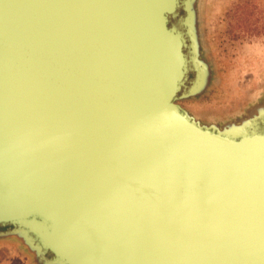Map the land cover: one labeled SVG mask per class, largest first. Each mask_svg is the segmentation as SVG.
Wrapping results in <instances>:
<instances>
[{
	"label": "water",
	"instance_id": "1",
	"mask_svg": "<svg viewBox=\"0 0 264 264\" xmlns=\"http://www.w3.org/2000/svg\"><path fill=\"white\" fill-rule=\"evenodd\" d=\"M208 1L0 0L1 260L264 264V80L183 101L229 85Z\"/></svg>",
	"mask_w": 264,
	"mask_h": 264
},
{
	"label": "rangeland",
	"instance_id": "2",
	"mask_svg": "<svg viewBox=\"0 0 264 264\" xmlns=\"http://www.w3.org/2000/svg\"><path fill=\"white\" fill-rule=\"evenodd\" d=\"M209 8L202 10V19L206 22L208 16V9L211 12L216 39L215 42L218 52V64L220 69L218 72L221 76L227 78L229 85L219 87L218 83L214 84L211 94L206 95L201 100L185 101L186 109L197 119L200 120H214L220 106L226 104L227 101L231 103L232 107L226 112H222L225 116L236 115L245 107L244 104L235 107L232 104L234 100L239 97V90L236 86L241 83L242 95L248 94V90H255V84L252 79L264 80V75L260 74L264 70V0H210L208 1ZM213 5V6H212ZM244 7V13H236V8ZM213 7V8H212ZM210 15V14H209ZM209 18V17H208ZM214 44V43H213ZM207 50L213 51V45L205 44ZM254 74V78H253ZM259 74V75H258ZM264 74V72H263ZM227 81V80H226ZM246 84V85H245ZM232 87L234 92L225 93V88ZM260 90V89H259ZM229 91V89H226ZM264 89L260 90L263 94ZM263 92V93H262ZM225 94L228 96L226 97ZM255 96L256 94L253 93ZM260 94V95H261ZM223 97V100L221 101ZM225 99H227L225 101ZM250 96L249 100H252ZM242 100V99H240ZM216 121V120H215ZM18 264V262H16ZM0 264H7L0 259Z\"/></svg>",
	"mask_w": 264,
	"mask_h": 264
},
{
	"label": "trees",
	"instance_id": "3",
	"mask_svg": "<svg viewBox=\"0 0 264 264\" xmlns=\"http://www.w3.org/2000/svg\"><path fill=\"white\" fill-rule=\"evenodd\" d=\"M239 12H240V14L244 13V7L240 6V7L236 8V13H239ZM261 28L264 29V24L262 25Z\"/></svg>",
	"mask_w": 264,
	"mask_h": 264
},
{
	"label": "bare ground",
	"instance_id": "4",
	"mask_svg": "<svg viewBox=\"0 0 264 264\" xmlns=\"http://www.w3.org/2000/svg\"><path fill=\"white\" fill-rule=\"evenodd\" d=\"M195 118V117H194ZM197 119V118H196Z\"/></svg>",
	"mask_w": 264,
	"mask_h": 264
}]
</instances>
